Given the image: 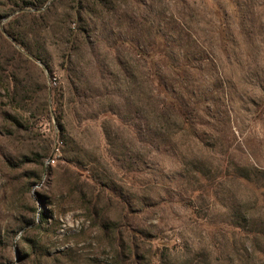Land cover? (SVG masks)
I'll return each instance as SVG.
<instances>
[{
    "label": "rangeland",
    "instance_id": "1",
    "mask_svg": "<svg viewBox=\"0 0 264 264\" xmlns=\"http://www.w3.org/2000/svg\"><path fill=\"white\" fill-rule=\"evenodd\" d=\"M0 264H264V0H0Z\"/></svg>",
    "mask_w": 264,
    "mask_h": 264
},
{
    "label": "trees",
    "instance_id": "2",
    "mask_svg": "<svg viewBox=\"0 0 264 264\" xmlns=\"http://www.w3.org/2000/svg\"><path fill=\"white\" fill-rule=\"evenodd\" d=\"M240 179L244 180L245 178H244V176H240ZM42 223H45V221L43 220V218H40L39 221L37 222L36 227L37 228L40 227L39 225H41Z\"/></svg>",
    "mask_w": 264,
    "mask_h": 264
},
{
    "label": "built area",
    "instance_id": "3",
    "mask_svg": "<svg viewBox=\"0 0 264 264\" xmlns=\"http://www.w3.org/2000/svg\"><path fill=\"white\" fill-rule=\"evenodd\" d=\"M50 162H52V161L50 160Z\"/></svg>",
    "mask_w": 264,
    "mask_h": 264
}]
</instances>
